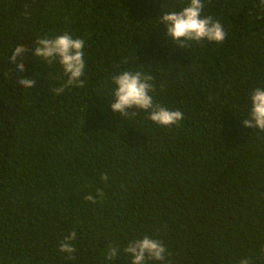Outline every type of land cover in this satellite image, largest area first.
Returning <instances> with one entry per match:
<instances>
[{"label":"trees","instance_id":"1","mask_svg":"<svg viewBox=\"0 0 264 264\" xmlns=\"http://www.w3.org/2000/svg\"><path fill=\"white\" fill-rule=\"evenodd\" d=\"M0 264H264V0H0Z\"/></svg>","mask_w":264,"mask_h":264}]
</instances>
